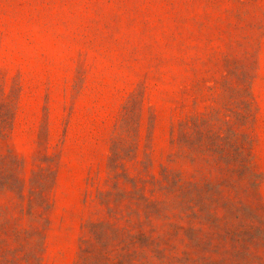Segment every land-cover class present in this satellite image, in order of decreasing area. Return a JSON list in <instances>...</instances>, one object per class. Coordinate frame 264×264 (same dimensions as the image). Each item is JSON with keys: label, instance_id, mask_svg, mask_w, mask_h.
<instances>
[{"label": "rangeland", "instance_id": "1", "mask_svg": "<svg viewBox=\"0 0 264 264\" xmlns=\"http://www.w3.org/2000/svg\"><path fill=\"white\" fill-rule=\"evenodd\" d=\"M0 264H264V0H0Z\"/></svg>", "mask_w": 264, "mask_h": 264}]
</instances>
